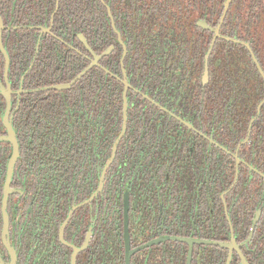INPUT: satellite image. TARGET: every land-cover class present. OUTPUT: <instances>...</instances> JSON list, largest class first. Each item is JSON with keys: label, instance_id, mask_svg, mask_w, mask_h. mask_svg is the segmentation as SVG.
Here are the masks:
<instances>
[{"label": "flooded vegetation", "instance_id": "af4514ba", "mask_svg": "<svg viewBox=\"0 0 264 264\" xmlns=\"http://www.w3.org/2000/svg\"><path fill=\"white\" fill-rule=\"evenodd\" d=\"M100 1L106 4L111 20L110 38H103L100 24L94 25V37H86L85 22L79 19L74 29L68 20L60 27L56 14L61 0L55 1V9L49 16H34V21L31 18L30 22L23 23L21 5L14 2L12 6V3L0 0L3 23V26L0 23V43L10 61L8 84L6 55L0 45V137L7 134L5 92L10 89L9 119L20 147L5 206L6 177L13 145L0 138L1 259L7 263L11 261L12 247L17 254L16 264H72L75 249L79 248L75 264H264V124L262 128L256 124L264 112V95L246 127L217 139L211 114H203L208 108L199 109L197 96L194 94L195 99H188L181 85V82L198 80L197 67L199 64L200 69L202 63L201 82L208 80L210 57L219 39L246 47L264 81L261 74L264 70L250 42L232 38L224 29L234 0L219 34L215 29L221 22L225 0L217 24L204 18L192 21L187 29L190 28L191 38L187 37L188 33L182 38L179 25L176 30L174 27V35L168 33L172 23L176 22L166 19L163 11L150 14L147 9L155 7L150 3L144 4L143 11L135 3L129 5L131 9L126 18H122L105 0ZM67 13L70 18L75 14ZM12 15L15 17L13 23ZM192 15L195 17L196 12ZM166 27H169L167 34L164 32ZM208 39L210 44L200 64L197 48L206 47ZM108 41L110 44L102 50V43ZM108 50L110 53L101 57L87 73L92 69L105 71L124 88L126 77L129 91L134 88L129 60L136 61L139 53L144 52L148 67H160L157 71L161 80L159 84L155 83L159 80L151 83L154 78L151 76L138 84L142 89L140 94L146 100L148 117L151 120V115H157L161 129L167 127V122H172L170 126L175 127L176 132L169 133L167 138L141 140L142 148L133 149L141 150L150 156V161L159 163L158 180L153 178L155 172L143 180L133 178L132 174L128 179L130 185L122 192V204L114 207L113 218L105 222L101 193L129 123L128 91L126 129L101 189L99 139L94 141L95 165L91 172L90 169L78 170L77 163L73 164L77 155H71L78 152L79 148L75 147L78 144L80 147L84 144L83 150L85 144L90 149V141L74 139L71 143L68 137L46 140L33 131L37 127L38 93L56 90L45 89L56 85H44L55 76L52 70L45 69L46 66H54L57 71L60 63L63 69L70 61L82 66L71 81L63 82L70 83L96 61L97 55ZM109 56L108 67L103 60ZM38 82L43 85L39 86ZM208 86L210 84L207 85L209 91ZM123 106L122 129L112 150L123 131ZM27 110L31 113L30 138H24L21 132L26 127L21 121ZM96 126L101 127L100 114L96 117ZM126 194L129 199V262L125 241ZM5 219L8 221L7 233ZM105 243L107 249L103 250Z\"/></svg>", "mask_w": 264, "mask_h": 264}, {"label": "trees", "instance_id": "16d2710c", "mask_svg": "<svg viewBox=\"0 0 264 264\" xmlns=\"http://www.w3.org/2000/svg\"><path fill=\"white\" fill-rule=\"evenodd\" d=\"M56 0H6L14 5V2L21 5V17L25 18L21 22L31 21L35 17H47L55 9ZM106 3L119 11L122 18H126L128 10L133 3L137 4L140 10H144V4L150 3L154 8H148V12L163 11L166 19L174 20L170 31H174L179 25L178 32L182 38L187 33L190 37V28L192 21L204 18L209 23L215 25L218 23L224 0H105ZM171 5V6H169ZM106 4L100 0H61L60 9L56 14V21L59 26H64L66 20L70 22L71 29H74L77 19L85 22L86 37H94V25L100 24L103 38H110L112 32L111 20L107 14ZM74 12L76 18H70L67 12ZM178 11V12H177ZM171 13L170 16L167 13ZM196 12L193 17L192 13ZM66 13V14H65ZM179 13V14H177ZM67 17V18H66ZM15 17L12 15V23ZM28 23V22H27ZM32 23V22H31ZM20 24V23H19ZM82 25V24H81ZM92 26V28H88ZM73 27V28H72ZM175 27V30H174ZM169 27L165 28V33ZM224 29L232 38L250 42L256 57L264 70V0H234L228 18L224 24ZM21 32H26L21 30ZM29 32V29L27 30ZM177 32V31H176ZM199 31L197 32V34ZM167 34V33H166ZM190 41V39H189ZM110 41L102 43L101 49L104 50ZM210 44V39L206 42V47L197 48V61L201 64L205 53ZM101 51V50H100ZM140 57L136 61L129 60V67L132 68L131 83L134 88L128 91L129 97V123L124 137L122 138L114 162L110 166L103 191L101 193L102 219L107 221L113 218L114 207L122 204V192L130 185L129 178L145 179L156 170H160L157 161H150V156L141 150H133L138 146L142 148L141 140L167 138L173 132L175 127L170 126L172 122H167V127L161 129L157 115H151L150 120L147 114L146 101L140 91L138 84H142L148 78L152 81L159 80V66L151 65L148 67L145 60V53H139ZM104 58L105 66H108ZM198 64V62H197ZM80 65V64H79ZM45 69L52 70L55 76L48 80L44 85L58 84L71 81L75 75L83 68L70 61L68 67L63 69L60 63L58 71L54 66L47 65ZM128 67V68H129ZM15 71L12 65V71ZM158 72V73H157ZM203 72V63L199 69L197 67V81L183 83V94L191 100L197 96V106L199 109H207L203 114H211V123L214 136L217 139L226 138L228 132L236 133L246 127L250 115L257 103L264 95V81L251 58L246 47L240 43L229 42L225 39H219L213 50L209 61L208 80L201 82V73ZM145 79V80H144ZM208 81V82H207ZM40 82V80H39ZM38 82V83H39ZM153 83V84H155ZM207 83V84H206ZM210 84L209 91L207 85ZM43 85L39 83V86ZM124 85L114 77L105 72H96L91 70L76 85L67 90H50L38 93L37 105V127L33 132H38V136L46 140L68 137L71 143L74 139H85L90 141V149L84 144L79 148L75 163L77 169H84L91 172L94 170L93 147L94 141L99 139L101 144L100 169L108 161L114 141L122 129V106H123ZM139 91V92H138ZM195 94V95H194ZM194 95V96H193ZM195 103V102H194ZM207 107V108H205ZM27 108L29 106L27 104ZM210 108V110H209ZM201 112V111H200ZM100 114L101 127L96 126V117ZM30 118L29 110L23 115L22 129L24 138H30ZM259 127L264 124V112L261 118L256 121ZM165 125V126H166ZM148 159H147V158ZM147 175V176H146ZM137 176V177H136ZM158 174L153 178L158 180ZM121 214V210H120ZM121 216V215H120ZM105 235V234H103ZM107 249L106 243L103 250Z\"/></svg>", "mask_w": 264, "mask_h": 264}, {"label": "water", "instance_id": "95a60500", "mask_svg": "<svg viewBox=\"0 0 264 264\" xmlns=\"http://www.w3.org/2000/svg\"><path fill=\"white\" fill-rule=\"evenodd\" d=\"M232 1L233 0H225V2H224V11H223L222 19H221V22L219 24V27L217 29H215V32L218 33V34H219L220 27H221V25H222V23H223L226 15H227V12L229 10V7H230ZM0 23H1V26H3V23H2L1 20H0ZM201 25L204 26V27H208L205 23H201ZM216 38H217V36H215V38L213 39L212 46L215 44ZM82 39L85 41V38L84 37H82ZM0 45H1V48H2L3 52L6 55V61H7V65H6V81L8 83L9 82L8 75H9V62L10 61H9V57H8L7 51L3 47V44L0 43ZM109 53H110V50L104 52L100 56L97 55L96 56V61H94L89 67H87L83 72H81L72 82H70V83L56 84V85H53V86H50V87H46L45 89L63 90V89L70 88L83 75H85L97 63V61L101 57H103L104 55H107ZM209 54H210V52L208 53L207 57L209 56ZM261 74L264 76V71L261 70ZM125 76H126V74H125ZM123 82L125 83L124 94H123V99H124V106H123L124 126H123V131L119 135L118 140L114 144V147H113V150H112V154H111L109 160L106 162V164L103 167L102 176H101V179H100L99 189H101L103 187V182L105 180L106 172H107L109 166L111 165V163L113 162V159L115 157V152H116L117 144H118L120 138L123 136V134L125 132V129H126V124H127V106H128V102H127V91L129 89L130 85L128 84L126 77L123 79ZM9 90L10 89H8L5 92V95L7 96V103H8L7 111H6L5 115H4V122H5L6 127H7V134L5 136H1L0 137L3 140L10 141L11 144L13 145V152H12V155L10 157L9 164H8V172H7V177H6L5 196H4V205L5 206H6L7 197L9 195V191H10V183H11V179H12L13 166H14V164H15V162H16L17 158L19 157V154H20V149H19L20 147H19V143H18V140H17V136H16L15 130L13 128L12 122L9 119L10 118L9 113H10V108H11V98H10V91ZM124 201H125V241H126L127 251H128L127 261L129 262V255L131 253V250H130V243H129L130 236H129V232H128L129 199H128V195L127 194L125 196V200ZM4 209H5V214H6L5 216L7 217L6 207ZM7 232H8V221H7V219H5V233H7ZM86 244H87V242H86ZM7 245H9L8 242H7ZM80 250L81 249H79V248L75 249V252H74V254L72 256V264H75L76 255H77V253ZM10 252H11L10 253L11 254V261L8 262V263L7 262H4L1 259V257H0V264H16L17 263V254H16L15 250L12 247L10 248Z\"/></svg>", "mask_w": 264, "mask_h": 264}]
</instances>
